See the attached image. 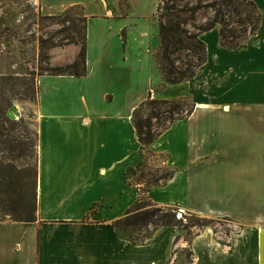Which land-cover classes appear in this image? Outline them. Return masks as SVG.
<instances>
[{"label": "crops", "instance_id": "1", "mask_svg": "<svg viewBox=\"0 0 264 264\" xmlns=\"http://www.w3.org/2000/svg\"><path fill=\"white\" fill-rule=\"evenodd\" d=\"M88 1L47 12L80 6L86 74L38 78L36 220L0 221V264H264V0H248L259 27L240 47L202 33L206 62L180 84L164 81L161 42L132 26V0ZM150 97L194 105L150 145L175 174L146 195L215 221L189 240L168 226L134 243L113 225L142 197L132 117Z\"/></svg>", "mask_w": 264, "mask_h": 264}, {"label": "rangeland", "instance_id": "2", "mask_svg": "<svg viewBox=\"0 0 264 264\" xmlns=\"http://www.w3.org/2000/svg\"><path fill=\"white\" fill-rule=\"evenodd\" d=\"M73 0H0V90L5 99L11 103L7 110L0 114V129L2 141L0 145V174L8 180L0 178V221H14L6 215L3 200L13 190L10 176L17 174L23 177L25 190L33 191L35 173L37 172V144L39 116L37 108L38 78L48 75L51 69L69 64L71 59L81 51L85 20L80 6H73L63 11L47 14L58 7L69 5ZM133 1V3H132ZM129 2L132 26L138 32H147L153 50L160 46V31L157 21V0H132ZM221 0H184L183 6L200 7L195 24L205 25L215 18L212 7ZM235 12H225V31L227 36L234 33L235 39L228 38L240 46L255 35L258 28V12L246 0H233ZM86 8L88 0H84ZM159 2V1H158ZM45 10H43V8ZM192 29L191 27H188ZM75 55V56H74ZM174 58L185 61V54H177ZM182 65V64H181ZM186 98V97H184ZM187 99L182 106L181 115H185L191 107ZM149 113L146 108L141 112L145 117ZM177 116V115H175ZM165 115L155 125V131L160 132L168 124ZM135 175L133 182L141 184L146 189L151 183L169 175L161 160L146 155ZM18 170V171H17ZM148 199V198H147ZM178 214L185 215L183 224H189L187 230L182 228L181 235L189 240L193 231L202 230V225H212L215 221L185 211L183 208L171 207ZM220 227V226H219ZM154 230L153 226L135 231L136 238L142 240ZM176 252L190 255L188 249Z\"/></svg>", "mask_w": 264, "mask_h": 264}, {"label": "trees", "instance_id": "3", "mask_svg": "<svg viewBox=\"0 0 264 264\" xmlns=\"http://www.w3.org/2000/svg\"><path fill=\"white\" fill-rule=\"evenodd\" d=\"M184 0H162L157 7V21L160 31L161 46L156 55L157 63L163 73L164 81L166 84H180L194 79L197 75L198 69L206 62V45L200 39L202 33L208 32L216 27L220 28L222 46L228 49H236L240 47L239 44H234L232 41H227L228 38L235 39L234 33H227L225 31V12L223 8L228 11L235 12L236 5L233 0H221L220 3H215L212 9L215 11V18L202 26L195 24L196 15L200 7L181 6L180 3ZM248 1V0H246ZM256 9V6L248 1ZM258 12V11H257ZM84 19V18H83ZM260 21V14L258 13V27ZM191 27L192 29H189ZM258 30V28H257ZM256 30V32H257ZM81 51L76 56L72 63L65 66L56 67L51 69L48 75H70L75 77H82L86 74V26L84 28L83 40L81 43ZM185 54V61L174 58L177 54ZM182 64V65H181ZM3 77H0V80ZM5 80V79H4ZM187 98H180L178 100H155L151 97L143 102L135 111L132 117L135 126L140 150V164L139 167L145 163L146 155L154 157L155 155L150 152L149 147L152 143L165 131L172 123L177 120H184L188 118L192 112L194 105L191 103L190 109L187 110L185 115H181L182 106L185 105ZM11 103L5 99L3 92L0 90V114L4 113ZM148 109L149 113L143 117L141 112ZM167 115L168 124L162 131H155V125ZM177 115V116H175ZM0 129V137L2 136ZM9 141H2L0 145ZM169 175L160 178L158 181L151 183L149 188H142V197L137 200L134 205L128 210L123 218L113 222V225L123 230L130 232L131 239L134 243H145L154 234L155 231L162 227L173 226L187 230L189 224L184 225L186 220L185 215L178 218V213L171 207L160 206L153 203L146 198V195L153 187H162L169 182L175 174V170L165 167ZM139 169V168H138ZM18 171V170H17ZM19 172L10 176L13 190L7 197L4 198L3 207L5 208L6 215L17 222H33L36 220L37 213V172L33 183V191L30 194L25 190V182L23 177H20ZM1 180H8L7 176L0 174ZM153 226L154 230L142 240L135 237L134 232L141 229ZM207 227V224L202 225Z\"/></svg>", "mask_w": 264, "mask_h": 264}, {"label": "built area", "instance_id": "4", "mask_svg": "<svg viewBox=\"0 0 264 264\" xmlns=\"http://www.w3.org/2000/svg\"><path fill=\"white\" fill-rule=\"evenodd\" d=\"M182 217V214H178V218H181Z\"/></svg>", "mask_w": 264, "mask_h": 264}]
</instances>
